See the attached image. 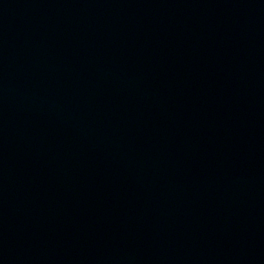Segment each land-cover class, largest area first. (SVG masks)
<instances>
[{"label": "water", "instance_id": "95a60500", "mask_svg": "<svg viewBox=\"0 0 264 264\" xmlns=\"http://www.w3.org/2000/svg\"><path fill=\"white\" fill-rule=\"evenodd\" d=\"M0 264H264V0H0Z\"/></svg>", "mask_w": 264, "mask_h": 264}]
</instances>
